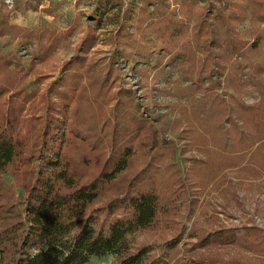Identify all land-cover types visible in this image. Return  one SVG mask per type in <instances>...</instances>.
Returning <instances> with one entry per match:
<instances>
[{
  "label": "rangeland",
  "instance_id": "1",
  "mask_svg": "<svg viewBox=\"0 0 264 264\" xmlns=\"http://www.w3.org/2000/svg\"><path fill=\"white\" fill-rule=\"evenodd\" d=\"M4 3L12 23L36 32L16 39L0 37V54L8 53L14 60L12 67L27 73L21 86L33 96L32 101L4 92L0 97V115H5L2 125L17 116L22 133L28 116L56 112L39 100L51 97L50 107L56 109L68 102L67 117L77 113L80 125L87 126L88 117L96 116L94 123L101 127L97 120L101 101L111 94L112 105L121 96L123 103L126 92L129 99L122 105L138 103L136 113L147 123L140 126L128 113L121 115L122 105L118 110L108 104L105 115L117 111L121 118L106 122L109 127L117 122V130L116 143L111 137L105 140V156L117 143L118 149L127 145L124 142L135 146L142 137L147 143L146 137L153 134V144H141L142 154L126 174L141 175L145 185L154 182L178 197H162L155 223L131 235L134 245L151 246L160 260L157 264H264V126L249 123L248 118L250 105L264 96V22L254 23L249 15L239 22V29L247 32L245 39L252 41L260 35L261 40L257 47L231 57L233 36L219 18L212 16L207 26L213 46H208L205 30L199 29L204 22V0L193 6L169 0L171 10L183 22L181 28L166 33L164 40L156 25L133 31L139 50L126 45V65L120 63L121 56L105 79L112 64L104 66L102 60L116 49L110 36L118 27L115 9L99 10L98 0H44L27 9L16 8L15 0L13 8ZM156 7L149 5L158 11ZM75 55L96 61L91 71L83 73V87L67 81L63 70ZM240 61L246 66L241 68ZM254 140L251 148L243 143ZM83 155L74 152L79 166H83ZM89 169L83 168L86 173ZM0 177L4 184L14 186L10 192L19 198L23 188L15 183L12 169ZM100 200L99 204L104 201ZM98 213L105 220L111 216L106 208ZM85 264L118 263L110 251L91 256Z\"/></svg>",
  "mask_w": 264,
  "mask_h": 264
},
{
  "label": "trees",
  "instance_id": "2",
  "mask_svg": "<svg viewBox=\"0 0 264 264\" xmlns=\"http://www.w3.org/2000/svg\"><path fill=\"white\" fill-rule=\"evenodd\" d=\"M198 1L200 0H176L180 5L189 6ZM30 4H33L30 0H15L16 8L27 9ZM39 4L41 0H37L33 6L37 7ZM151 4H156L158 11L150 9ZM168 4L169 0H98L99 10H116L118 23L115 32L110 35L116 49L110 58L104 57L101 63L104 66L106 63L112 64L107 67L105 79L110 78L117 59L127 56L123 51L126 45L139 50L136 38L133 39L134 32L140 31L144 26L149 28L156 25L158 36L164 40L166 33H174L181 28L182 20ZM5 5L4 0H0V37L10 35L16 39L20 35H34L35 29L24 28L9 20ZM202 8L205 13L204 22L198 26L205 30L204 38L209 47L214 44L207 28L212 16L219 18L226 31L233 36L229 56L242 54L245 49H253L259 45L260 35L249 41L244 37L247 32L239 29L238 25L246 15L254 23L264 22V0H204ZM94 14H98V10ZM125 29L127 34L123 32ZM29 39L31 38H26V41ZM87 59L86 55H75L66 61L63 70L67 81L72 79L80 83L79 87L84 86L83 73L91 71L96 62ZM13 61L8 53L0 54V97L8 91L32 100L33 96L28 95L21 86L27 73L21 72L19 67H12ZM239 64L241 68L246 66L243 61ZM75 87L76 85L68 91L71 92ZM113 97L114 95L108 94L101 101L100 112L97 114V120L102 122L101 127L94 123L96 116H92L93 119L88 117L87 126L80 125L77 113L67 117L68 102L62 103V109H56L50 107L53 103L51 97H47L48 101L46 98L39 100L48 102V108L56 112H47L45 116H28L25 119L27 124L22 126V133L17 124V116L13 119L8 116L9 121L2 125L5 115H0V174L11 168L15 183L23 188L19 198L15 199L10 192L14 186L4 184L0 177L2 264H85L91 256L110 251L114 252L118 264H150V261L157 264L160 261L152 254L151 246H135L131 235L155 223L162 197H166V194L170 196V200L178 197L170 195L167 188H157L154 182L145 185L141 175L138 177L126 174L138 154H142L140 146L145 142V137L139 139L141 144L138 142L135 146L124 142L127 145L118 149L117 143L112 146V152L105 156V140L111 137L116 143L114 131L117 130L116 123L121 115L127 116L128 113L132 122L139 123L140 126L147 123L146 118L136 113L138 103L122 105L125 99H129L126 92L123 103L121 96L112 105ZM130 97L134 98V93ZM108 104L110 109L116 106L118 110V106L122 105L123 113L120 115L116 111L112 114L110 110L112 115L106 116L105 108ZM250 108L249 123L254 122L258 126L262 123L264 126V96L256 104L250 105ZM112 117L117 122L109 127L106 122ZM151 136L154 138L153 134L146 137L149 139L146 144L151 142ZM243 143L251 148L256 140ZM75 151L84 153L83 166L78 165L74 157ZM89 166L86 173L83 168ZM113 188L115 191L111 192ZM101 198L104 201L99 204ZM103 208L111 215L109 219L100 218L98 211Z\"/></svg>",
  "mask_w": 264,
  "mask_h": 264
},
{
  "label": "built area",
  "instance_id": "3",
  "mask_svg": "<svg viewBox=\"0 0 264 264\" xmlns=\"http://www.w3.org/2000/svg\"><path fill=\"white\" fill-rule=\"evenodd\" d=\"M5 2L11 7L13 8L14 6V0H5ZM120 63L124 64V66L126 65V59L124 57H122L120 59Z\"/></svg>",
  "mask_w": 264,
  "mask_h": 264
},
{
  "label": "crops",
  "instance_id": "4",
  "mask_svg": "<svg viewBox=\"0 0 264 264\" xmlns=\"http://www.w3.org/2000/svg\"><path fill=\"white\" fill-rule=\"evenodd\" d=\"M44 0H41V4L40 5H42V2H43Z\"/></svg>",
  "mask_w": 264,
  "mask_h": 264
}]
</instances>
